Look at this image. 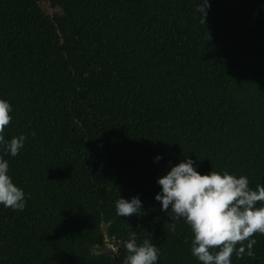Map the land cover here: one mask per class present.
<instances>
[{
	"label": "trees",
	"instance_id": "obj_1",
	"mask_svg": "<svg viewBox=\"0 0 264 264\" xmlns=\"http://www.w3.org/2000/svg\"><path fill=\"white\" fill-rule=\"evenodd\" d=\"M208 2L203 24L202 0H0L4 136L26 137L0 144L26 201L0 204V264H123L132 232L156 264H201L157 178L188 156L264 186V0ZM120 196L143 214L119 217ZM253 238L231 264H264Z\"/></svg>",
	"mask_w": 264,
	"mask_h": 264
},
{
	"label": "clouds",
	"instance_id": "obj_2",
	"mask_svg": "<svg viewBox=\"0 0 264 264\" xmlns=\"http://www.w3.org/2000/svg\"><path fill=\"white\" fill-rule=\"evenodd\" d=\"M209 7L208 0L197 6L203 24ZM11 111L10 103L0 99V144H5L7 153L15 157L26 137L21 134L5 141ZM8 172V161L0 157V204L22 211L26 206L24 192L12 182ZM157 183L161 191L154 198L169 217V228L174 232L175 222L183 219L193 234L191 252L201 264H231L233 253L237 258L255 256L253 246L257 241L253 237L257 233L264 235V186L257 184L253 190L244 175L215 171L201 174L188 156L158 177ZM115 208L119 217L143 214L138 196L130 200L120 196ZM124 247L128 255L123 264H156L158 260V247L148 238L137 244L136 232L131 233Z\"/></svg>",
	"mask_w": 264,
	"mask_h": 264
},
{
	"label": "rangeland",
	"instance_id": "obj_3",
	"mask_svg": "<svg viewBox=\"0 0 264 264\" xmlns=\"http://www.w3.org/2000/svg\"><path fill=\"white\" fill-rule=\"evenodd\" d=\"M107 248L115 251L116 246L112 241H110V242H107Z\"/></svg>",
	"mask_w": 264,
	"mask_h": 264
},
{
	"label": "water",
	"instance_id": "obj_4",
	"mask_svg": "<svg viewBox=\"0 0 264 264\" xmlns=\"http://www.w3.org/2000/svg\"><path fill=\"white\" fill-rule=\"evenodd\" d=\"M108 252L110 253V252H112L111 250H108Z\"/></svg>",
	"mask_w": 264,
	"mask_h": 264
}]
</instances>
